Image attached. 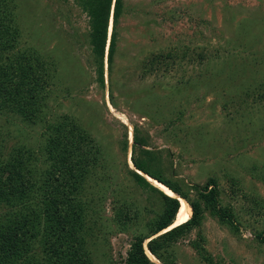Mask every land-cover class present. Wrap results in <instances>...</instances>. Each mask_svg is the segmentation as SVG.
<instances>
[{
  "label": "rangeland",
  "instance_id": "374dc122",
  "mask_svg": "<svg viewBox=\"0 0 264 264\" xmlns=\"http://www.w3.org/2000/svg\"><path fill=\"white\" fill-rule=\"evenodd\" d=\"M15 1L23 43L57 62L49 122L63 115L77 119L93 142L85 149L105 168L98 172L111 179L87 185L95 194L88 198L99 199L94 215L116 229L108 240L97 229L89 239L94 263L124 264L132 238L148 233L161 201L155 193V204L154 193L129 173L132 126L149 140L147 149L158 151L156 166L165 177L189 186L218 180L221 203L235 209L242 226L235 234L205 214L201 234L214 259L264 264V245L255 239L264 229V0H125L111 73L105 61V87L98 81L89 17L74 0ZM170 51L178 55L166 60L168 67L144 70L156 54ZM44 127L12 114L0 117L5 155L26 146L42 156ZM117 214L130 217L134 228L119 232ZM190 239L175 246V264H206Z\"/></svg>",
  "mask_w": 264,
  "mask_h": 264
},
{
  "label": "trees",
  "instance_id": "16d2710c",
  "mask_svg": "<svg viewBox=\"0 0 264 264\" xmlns=\"http://www.w3.org/2000/svg\"><path fill=\"white\" fill-rule=\"evenodd\" d=\"M74 1L89 17L98 81L105 87V61L111 73L117 52L118 25L126 14L125 0ZM17 10L15 0H0V117L12 114L31 124L44 123V148L41 147L42 156L26 146L12 148L5 155L7 146L0 131V209L5 210L0 216V264H95L92 249L95 245L89 239H93L97 229V236L105 234L108 240L116 229L113 222L104 221L108 223L104 225L103 218L94 215L99 199L88 198V193L95 194L91 190L87 193V185L95 178L107 184L111 179L106 172L102 175L98 172L100 167L105 168L95 156L97 153L85 149V143L90 148L93 142L77 119L63 115L60 120L49 122V89L58 76L57 62L23 43ZM177 55L174 51L160 52L144 65V70L153 73L168 67L166 60ZM261 86L264 88V83ZM260 93L264 102L263 91ZM133 130L132 162L136 169L188 201L192 216L163 232L175 223L180 199L129 168L135 184L153 192V202L155 193L161 201L156 217L149 221L148 233L132 238L124 264H157L147 255L146 241L148 250L159 262L175 264V246L190 239L193 232L197 235L196 239H190V245L199 259L206 264H220L206 248L201 234L205 214L216 217L235 234H240L242 222L234 208L221 203L218 180L211 178L205 185L189 186L184 181L165 177L156 166L158 151L147 149L149 140L139 136L137 127ZM128 144L126 140V151ZM42 162L45 168L38 167ZM192 191L197 195L191 196ZM116 216L118 220L114 224L118 231L127 232L133 224L131 218ZM255 239L264 245V229L255 232Z\"/></svg>",
  "mask_w": 264,
  "mask_h": 264
},
{
  "label": "bare ground",
  "instance_id": "6f19581e",
  "mask_svg": "<svg viewBox=\"0 0 264 264\" xmlns=\"http://www.w3.org/2000/svg\"><path fill=\"white\" fill-rule=\"evenodd\" d=\"M120 118L126 123L128 124V120L126 118H123V116L121 115ZM133 134H134V130H133V127L130 126V141L131 143H133ZM130 168L132 170H135L137 173L141 174L142 176H144L152 185L156 186L157 188L163 190L164 192H166L168 195L170 196H173V197H177L180 199L181 201V207H180V210H179V213L177 215V219L175 221V223L169 228V229H166L165 231L163 232H166L167 230H170L172 229L173 227H177V225H180V224H183L185 222H187L191 216H192V208L190 206V204L188 203V201L184 200L183 198H180L178 196H176V194H174L172 191H170L167 187H165L164 185H162L161 183L157 182L156 180H154L153 178L149 177L148 175L142 173L141 171L137 170L136 167L134 166L132 160H130ZM146 245V252H147V255H149L153 261L157 264H161L148 250L147 248V241L145 243Z\"/></svg>",
  "mask_w": 264,
  "mask_h": 264
},
{
  "label": "water",
  "instance_id": "95a60500",
  "mask_svg": "<svg viewBox=\"0 0 264 264\" xmlns=\"http://www.w3.org/2000/svg\"><path fill=\"white\" fill-rule=\"evenodd\" d=\"M178 215V214H177ZM177 219V218H176ZM150 252V251H149ZM152 260V259H151Z\"/></svg>",
  "mask_w": 264,
  "mask_h": 264
}]
</instances>
